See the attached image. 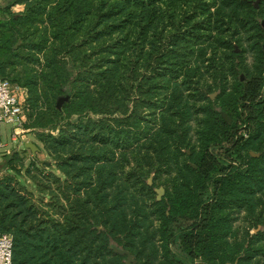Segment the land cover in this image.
I'll return each instance as SVG.
<instances>
[{
	"label": "trees",
	"instance_id": "obj_1",
	"mask_svg": "<svg viewBox=\"0 0 264 264\" xmlns=\"http://www.w3.org/2000/svg\"><path fill=\"white\" fill-rule=\"evenodd\" d=\"M254 1L10 0L4 11L25 10L0 26V74L27 91V128L48 157L27 164L25 149L1 164L0 233L13 238V264H127L118 250L133 264H263V214L232 238L235 217L264 202ZM251 33L245 70L228 51ZM221 48L238 74L231 89ZM207 74L219 81L216 101ZM198 98L206 105L195 113ZM169 167L173 185L158 201L147 179Z\"/></svg>",
	"mask_w": 264,
	"mask_h": 264
},
{
	"label": "rangeland",
	"instance_id": "obj_2",
	"mask_svg": "<svg viewBox=\"0 0 264 264\" xmlns=\"http://www.w3.org/2000/svg\"><path fill=\"white\" fill-rule=\"evenodd\" d=\"M253 5L256 8V10H261V12H260L261 29H263V32H264V1L263 0H255L253 2ZM256 6H258V8ZM254 36H256V34H253V33L246 34V35L245 34H243V35L241 34L239 37H237L234 40L233 49L228 51V52L231 53V54H229V58H232L233 52L242 54V56H241L242 59L241 60H243V63H244V66L242 65V67L245 70H247L245 68V66L246 67L247 66L250 67L251 64L254 61V58H255L253 53L250 50L251 42H253L251 40L254 38ZM218 38H220V37H216V41L218 40ZM222 40H225V36H224V38ZM222 40H221V42H222ZM221 46H222V43H221ZM224 46H222V47L224 48ZM17 47H19V45H17ZM263 47H264V41H263ZM225 54H226V52L221 48L220 51L218 52V56H217V59H216V65L218 67H220V68L225 67V69H226L225 73L226 74L223 76L224 79L222 78L221 82L223 81V84L226 85L228 89H231L234 86L236 80L238 79V74L236 73L235 69H232V65H231L230 62L223 61L224 57H225ZM207 58H211V55H208ZM236 62H240V59L238 58ZM205 64H206V66H209L208 63H205ZM216 78H217L216 76L215 77H209V75L207 74L206 77L204 78V81H203L205 83H202V85H205V86L207 84L213 85V88L211 89V91H209V98L212 100L211 96L214 95V94H216V97L212 101H216L222 95V92L219 89L217 90V88H216V84H217V82H219L218 80H216ZM191 94H193V93H191ZM198 99L199 100H197L195 102L192 101V103H191V107L194 109L195 113H197L201 108H203L206 105V102H205L206 98L205 99L204 98L203 99L202 98H198ZM201 100H203V101H201ZM195 118H199V117L196 116ZM5 129H7L8 132H10L11 134L9 133L10 134L9 139L5 140L6 141L5 142L6 147H4V148L0 147V169H1V164L4 163L5 155L10 154V153H12L14 151H19V152L22 153L25 149L27 150L26 144H23L24 141L21 144H20V142L14 143L12 141V138H11V135H12L11 127H9V126L5 127L4 126V130ZM32 134H33V136H32ZM26 140H28V143H35L40 148V152L37 154V157L40 160H43V161L48 160V157L46 155L44 147L37 140L35 132H32V133L28 134L27 137H26ZM185 153H187V154L190 153L191 154V149H187L185 151ZM24 156L26 158L27 164L29 163V161L32 158H35L33 153L31 152V150H29V149L27 150V153ZM174 174H175L174 170L171 167H169L166 170L164 169V171H162L160 174H157V175L151 174L148 177V179H147V184L149 185L150 179H153V184L149 185V186L156 185L155 188H154L155 193H156V189H159V188H164L165 190L166 189H171L172 185H173L174 178H175ZM0 176H1V174H0ZM27 184L29 186H32V183L29 180H27ZM166 194H167V190L165 191V195ZM154 197L157 199V193L154 195ZM262 214L264 215V202L260 203V206L257 207V210L254 213L247 212L246 210H242V212L239 213L237 215V217H235V219H234V235L232 236V238L233 239L237 238L238 240H240V239L242 240V237L244 238V235L246 234L245 233L246 230H248L250 228L251 224H252L251 220L253 219V217H258L259 215H262ZM263 221H264V219H263ZM155 225H157L156 221H155ZM260 229H261V227L259 229H256L255 231H253V233H258ZM262 240L263 241H261V246H264V238ZM172 248H173V251L176 253V255L178 257L186 258V255L182 252V250L180 249L178 243L173 244ZM263 264H264V261H263Z\"/></svg>",
	"mask_w": 264,
	"mask_h": 264
},
{
	"label": "built area",
	"instance_id": "obj_3",
	"mask_svg": "<svg viewBox=\"0 0 264 264\" xmlns=\"http://www.w3.org/2000/svg\"><path fill=\"white\" fill-rule=\"evenodd\" d=\"M29 112L27 91L9 80L0 79V127L12 128L14 143H28L26 137L33 132L27 128ZM0 264H13V238L8 234L0 233Z\"/></svg>",
	"mask_w": 264,
	"mask_h": 264
},
{
	"label": "water",
	"instance_id": "obj_4",
	"mask_svg": "<svg viewBox=\"0 0 264 264\" xmlns=\"http://www.w3.org/2000/svg\"><path fill=\"white\" fill-rule=\"evenodd\" d=\"M258 3V2H257ZM256 3V4H257ZM258 8V6H256ZM0 79H3V76L0 74ZM242 80H245V77L244 75H242ZM216 97V94L212 95L211 98L212 100H214V98ZM66 101H69V98H61L58 102V109L61 110L62 109V106L63 104L66 102ZM222 117L228 122V123H231L232 120L231 118L228 116L227 113H222ZM26 148L31 150V152L33 153L34 157H37V154L40 152V148L35 144V143H27L26 144ZM190 154V153H189ZM251 155L253 157H256L258 158L259 157V154H255V153H251ZM153 184V179H150L149 181V185H152ZM165 189L164 188H159V189H156V193H157V200L158 201H161L165 195ZM118 252L122 255V256H127L128 257V261H127V264H133L135 262V260L133 259L132 255L126 251V250H118ZM235 264H239V261H237Z\"/></svg>",
	"mask_w": 264,
	"mask_h": 264
},
{
	"label": "crops",
	"instance_id": "obj_5",
	"mask_svg": "<svg viewBox=\"0 0 264 264\" xmlns=\"http://www.w3.org/2000/svg\"><path fill=\"white\" fill-rule=\"evenodd\" d=\"M9 3H10V0H0V26L3 25L4 23H6L7 21H9V19L11 17V15H10L11 13L15 14L16 17H18L25 10V7L22 5H14L11 7V13L4 11V9H6L9 6ZM5 127H6V125H5ZM11 130H12V128H11ZM9 133L10 132H8L7 129L4 130V126L0 127V147L6 146L5 140L9 139L10 134H11V133L10 134ZM32 136H33V134H32Z\"/></svg>",
	"mask_w": 264,
	"mask_h": 264
}]
</instances>
